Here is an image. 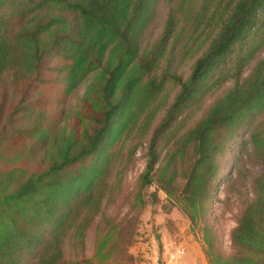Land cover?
I'll list each match as a JSON object with an SVG mask.
<instances>
[{
    "label": "trees",
    "instance_id": "obj_1",
    "mask_svg": "<svg viewBox=\"0 0 264 264\" xmlns=\"http://www.w3.org/2000/svg\"><path fill=\"white\" fill-rule=\"evenodd\" d=\"M262 48L264 0H0V264H136L151 185L205 223L210 264H264Z\"/></svg>",
    "mask_w": 264,
    "mask_h": 264
},
{
    "label": "rangeland",
    "instance_id": "obj_2",
    "mask_svg": "<svg viewBox=\"0 0 264 264\" xmlns=\"http://www.w3.org/2000/svg\"><path fill=\"white\" fill-rule=\"evenodd\" d=\"M166 16V7L160 6L157 14V28L153 34L155 37L161 29ZM264 52V48H262ZM230 81L225 82L223 85L227 87L230 85ZM209 92L208 96L203 100L205 103L211 100ZM243 136V135H242ZM240 136L237 141L231 147V155L226 158V165L223 167L224 175L219 182V185L216 187V194L213 197V211L211 216V225L215 229L220 246L227 253H230L233 248L231 244V231L236 226V213L238 211V201L237 194H232V198L227 207L223 206V203L220 199L224 198L225 193V183L224 178L228 174L233 172L232 165L237 159V144L241 140ZM146 146H141L137 150L135 155L134 166L128 173V179L130 183H133L136 178L146 169L147 159L145 157ZM231 168L229 169L228 167ZM248 166L253 172L259 171L261 165L259 163H253L252 161L248 162ZM243 192L247 193L250 197L252 196V191L250 190V184H247L245 187L241 188ZM146 201L142 208H135L130 213L139 218V228L140 232L138 240L133 247L130 248L131 253L136 257V264H165L166 251L160 249V246L157 242V232L156 231H179L182 234V242L185 245L195 249L200 252L204 259V264H210L208 258L205 254V243H204V226L205 223L202 222L198 226L193 225L182 213L181 211L173 204L171 200L167 198L165 191L159 189L156 185H151L148 190L145 192ZM129 210V207L123 209V213H126ZM172 232L173 235L176 233ZM174 233V234H173ZM186 237L184 238V236ZM179 237V236H178ZM176 244V241H174ZM185 247L178 248L179 259L185 258ZM92 241L88 242L87 255L91 256L92 254ZM173 255V254H172ZM183 256V257H182ZM170 257H172L170 255ZM196 258V257H195ZM194 254L187 257V261L190 264H198L193 262L196 260Z\"/></svg>",
    "mask_w": 264,
    "mask_h": 264
},
{
    "label": "crops",
    "instance_id": "obj_3",
    "mask_svg": "<svg viewBox=\"0 0 264 264\" xmlns=\"http://www.w3.org/2000/svg\"><path fill=\"white\" fill-rule=\"evenodd\" d=\"M157 235V242L160 246V249H164L166 251L167 257H166V263L165 264H190L187 261V257L191 256L194 254V260L193 262L196 261L198 264H204V259L203 256L200 252L196 251L195 249L189 247V245H185V253L184 255L185 258L179 259V254H178V248L179 247H185L183 242H182V234L179 233V231H156ZM172 232H175L176 234L173 235L174 239L172 238ZM174 234V233H173ZM179 236V237H178ZM186 235L184 236V238ZM176 241V244L175 242ZM173 254V255H172ZM170 255L172 257H170ZM183 257V256H182Z\"/></svg>",
    "mask_w": 264,
    "mask_h": 264
}]
</instances>
